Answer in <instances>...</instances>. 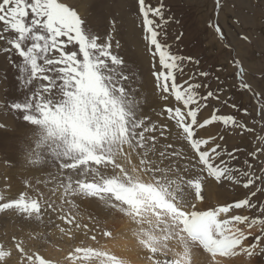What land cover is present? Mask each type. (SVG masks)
I'll use <instances>...</instances> for the list:
<instances>
[{"label": "snow or ice", "instance_id": "obj_1", "mask_svg": "<svg viewBox=\"0 0 264 264\" xmlns=\"http://www.w3.org/2000/svg\"><path fill=\"white\" fill-rule=\"evenodd\" d=\"M133 4L149 57L150 95L119 55L120 42L91 32L67 0H0V56L14 69L20 93L0 98V130L23 126L15 157L0 159V166L17 170L22 188L6 195L5 176L0 214L37 225L27 240H0V264H235L240 258L250 264L264 255V68L253 84L243 63L230 61L237 87L253 98V116L221 98L219 76L212 88V74L200 70L198 59L173 50L167 26L179 21L167 15L164 0ZM221 8L215 0L217 15ZM209 26L225 39L219 23ZM111 27L117 28L115 18ZM187 65L193 70L186 72ZM225 105L251 119L222 114ZM231 134L253 140L247 150L229 149ZM210 181L241 187L244 195L209 205ZM83 202L94 211L85 215ZM101 217L126 227L114 233L101 227ZM43 228L76 243L66 252L58 248L62 257H48L32 247L48 242L51 232ZM118 239L132 246L115 251L108 242Z\"/></svg>", "mask_w": 264, "mask_h": 264}, {"label": "rangeland", "instance_id": "obj_2", "mask_svg": "<svg viewBox=\"0 0 264 264\" xmlns=\"http://www.w3.org/2000/svg\"><path fill=\"white\" fill-rule=\"evenodd\" d=\"M67 2L79 11L91 32L102 38H107L111 34L113 43L117 40L120 42V48L117 50L119 55L124 57L129 68L137 73L145 94L150 95L152 79L149 57L142 41L140 19L136 14L133 0H67ZM152 2L155 3L156 0ZM164 2L167 15L179 21L167 26L168 42L173 45V50L181 55H191L198 59L200 70H206L212 74L209 77L212 88L218 86L214 77L219 76L223 82L219 86L226 89L221 94V98H230L229 104L235 103L240 109L248 108L254 116L253 98L237 87V80L233 74L234 68L230 61L238 58L247 70L246 78L253 84L257 83L254 77L259 75L261 68H264V0H221L222 8L219 15L216 14L215 0H164ZM113 18L117 20V28L114 32L111 27ZM216 23H219L223 29L225 35L223 40L219 39L214 29L209 26ZM180 33L183 35L179 41H176L175 36ZM240 34L248 35L249 41L240 39ZM218 68L222 71H217ZM191 70L193 66L187 65L186 72ZM5 71L7 72L6 80L3 79ZM14 76V69L3 56H0V98L6 94L10 98L20 95ZM145 111L150 112L151 109H145ZM221 113H231L238 118L251 119L243 117L241 112L234 111L227 105L221 107ZM209 114L210 109L203 113L205 117ZM22 127L16 124L14 125L16 130H0V159L15 157L17 132ZM209 131L216 133L218 128L212 127ZM252 140L251 135L231 134L227 135V146L229 149L241 147L247 150ZM5 176L8 177L7 183L11 185L10 189H5V193L14 197L22 188L18 172L16 169H5L0 166V189H3L5 184ZM244 192L245 190L238 186L217 185L210 181L206 186L205 196L207 203L214 205L240 198ZM94 208L95 206L88 202L81 203V211L85 215L94 211ZM108 221L105 224L101 217V227H108L110 223L120 220L109 219ZM35 228H37L35 223L30 224L12 214H0V240L7 242V238L13 235L27 240L26 234ZM38 230L51 232V235L47 237V243L33 242L32 247L40 249L48 257L60 258L70 244L76 243V241L62 240L57 230L49 228ZM80 238L82 237H78ZM58 248H62L64 252L58 251ZM252 263L264 264V255L252 258L250 264Z\"/></svg>", "mask_w": 264, "mask_h": 264}, {"label": "bare ground", "instance_id": "obj_3", "mask_svg": "<svg viewBox=\"0 0 264 264\" xmlns=\"http://www.w3.org/2000/svg\"><path fill=\"white\" fill-rule=\"evenodd\" d=\"M125 227H126V224L123 221L122 222H120V221L119 222H112L108 226V228H111L114 231V233L118 232V231H123V229ZM101 242L104 243V241H101ZM108 243L110 246L116 245V247H114L115 251H120L125 244L132 246L131 241H123V240H119V239L117 241H109ZM124 254H127V253H124ZM235 264H247V262L244 260V258H240L237 261H235Z\"/></svg>", "mask_w": 264, "mask_h": 264}]
</instances>
